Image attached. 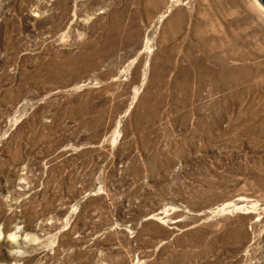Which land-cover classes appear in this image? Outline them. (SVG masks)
I'll use <instances>...</instances> for the list:
<instances>
[{
  "label": "rangeland",
  "instance_id": "374dc122",
  "mask_svg": "<svg viewBox=\"0 0 264 264\" xmlns=\"http://www.w3.org/2000/svg\"><path fill=\"white\" fill-rule=\"evenodd\" d=\"M258 1L0 0V264H264Z\"/></svg>",
  "mask_w": 264,
  "mask_h": 264
},
{
  "label": "clouds",
  "instance_id": "9594fccd",
  "mask_svg": "<svg viewBox=\"0 0 264 264\" xmlns=\"http://www.w3.org/2000/svg\"><path fill=\"white\" fill-rule=\"evenodd\" d=\"M5 238L7 241H9L11 244L16 245L18 239L22 240L24 242L23 247H27L30 244H34L37 241L34 240L33 235L31 233H27L23 231V225L22 224H16L13 226V230L9 231L5 234ZM9 254H15L17 256H22L24 254L22 247H16L13 249H10Z\"/></svg>",
  "mask_w": 264,
  "mask_h": 264
},
{
  "label": "bare ground",
  "instance_id": "6f19581e",
  "mask_svg": "<svg viewBox=\"0 0 264 264\" xmlns=\"http://www.w3.org/2000/svg\"><path fill=\"white\" fill-rule=\"evenodd\" d=\"M256 2H258V4H261L258 0H255ZM218 3V2H217ZM217 3H216V5H217ZM215 4V3H214ZM208 5H209V3H208ZM212 5V4H211ZM214 6V5H213ZM262 6V5H261ZM264 6V5H263ZM263 9H264V7H263ZM212 10V9H211ZM225 10V9H224ZM209 11V10H208ZM216 11V10H215ZM209 14V13H208ZM213 15V14H212ZM215 16V15H214ZM224 18V17H223ZM213 19V18H212ZM177 20V19H176ZM225 23H227V22H225ZM237 24V23H236ZM228 25V24H227ZM228 28V27H227ZM226 30V29H225ZM229 32V31H228ZM229 35V34H228ZM237 36V35H236ZM217 37V36H216ZM238 37V36H237ZM231 40V39H230ZM234 40H235V37H234ZM234 40L231 42V43H224L223 45L221 44L222 42V40L220 39V41H219V39H218V41L215 39V38H213L212 39V41H211V44L210 43H208L209 45H210V47H211V49L214 47V48H216V46H221L222 48H224V49H227V48H233L234 49V47H233V44L235 43L234 42ZM226 41V40H225ZM208 44H206V48L205 49H208ZM239 46V45H238ZM236 47V46H235ZM220 49V48H219ZM223 51V50H222ZM231 51V50H230ZM208 52V51H207ZM206 52V53H207ZM211 52V51H210ZM214 52H215V50H214ZM228 52V51H227ZM235 52V51H234ZM238 52V51H237ZM209 53V52H208ZM229 53V52H228ZM231 53V52H230ZM235 54V53H234ZM218 55V54H217ZM222 55V54H221ZM207 57V56H206ZM214 57V56H213ZM222 57V56H221ZM232 57V56H231ZM211 58V57H210ZM216 58V57H215ZM227 58V57H226ZM217 60V59H216ZM214 61V60H213ZM223 63V62H222ZM224 65V64H223ZM230 71V70H229ZM214 75V74H213ZM212 78V77H211ZM214 78V77H213Z\"/></svg>",
  "mask_w": 264,
  "mask_h": 264
},
{
  "label": "water",
  "instance_id": "95a60500",
  "mask_svg": "<svg viewBox=\"0 0 264 264\" xmlns=\"http://www.w3.org/2000/svg\"><path fill=\"white\" fill-rule=\"evenodd\" d=\"M264 3V0H261Z\"/></svg>",
  "mask_w": 264,
  "mask_h": 264
}]
</instances>
